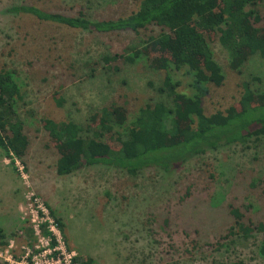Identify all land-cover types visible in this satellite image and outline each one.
<instances>
[{
  "label": "rangeland",
  "instance_id": "374dc122",
  "mask_svg": "<svg viewBox=\"0 0 264 264\" xmlns=\"http://www.w3.org/2000/svg\"><path fill=\"white\" fill-rule=\"evenodd\" d=\"M137 3L0 0V66L15 71L22 94L16 109L29 140L22 160H11L0 149V226L9 238L0 260L6 264H31L43 249L33 231L30 194L63 224L55 246L93 264H264L258 254L264 233L246 240L228 233L233 224L229 204L264 222V135L209 149L169 171L147 167L129 174L94 165L65 176L56 173L58 152L43 120L73 121L86 136L92 133L88 130L94 114L111 103L127 115L123 124H113V131L129 126L146 103L171 104L155 89L164 71L151 67L145 56L134 63L103 61L104 56L143 46L159 29L89 32L10 8L26 4L68 15L83 9L88 18L98 20L127 15ZM261 10L264 15V1ZM210 46L224 82L210 86L202 102L205 114L226 110L246 89L256 95L264 92V60L258 53L233 66L217 37ZM180 91L189 93L185 81ZM226 234L225 244L216 248L215 242Z\"/></svg>",
  "mask_w": 264,
  "mask_h": 264
},
{
  "label": "trees",
  "instance_id": "16d2710c",
  "mask_svg": "<svg viewBox=\"0 0 264 264\" xmlns=\"http://www.w3.org/2000/svg\"><path fill=\"white\" fill-rule=\"evenodd\" d=\"M263 1L138 0L136 9L129 14L98 20L88 18L83 9L76 15H68L26 4L11 7L14 13L30 14L41 21L89 32L139 33L152 26L159 29L158 33L147 36L143 46L104 56L103 61L110 64L120 59L134 63L145 56L151 67L164 71L162 82L155 89L170 98L171 104L146 103L129 126L113 131V124H123L127 115L123 107L111 103L94 114L92 128L88 130L92 133L86 136L82 135L83 128L73 121L43 120L42 127L58 152L56 173L65 176L94 165L121 168L129 174L147 167L169 171L209 149L245 144L252 137L264 135V92L256 95L246 89L235 104L210 114H205L202 105L210 86L219 87L224 82L222 67L214 57L210 41L217 37L233 66L254 53L264 60ZM184 81L189 93L180 91ZM21 98L15 71L0 66V149L11 160H22L29 146L24 123L16 109ZM58 103L61 104L59 100ZM105 135L108 138L104 140ZM48 208L63 232L61 220ZM241 208L228 205L233 219L228 233L245 240L255 232L264 233V222H255ZM41 234L50 235L52 246L56 244L46 224L41 225ZM229 234L220 236L216 248L225 244ZM8 245L9 238L0 226V249ZM258 254L264 258V240L258 245ZM73 261L93 264L79 257ZM0 264L6 262L0 260ZM228 264L245 263L237 260Z\"/></svg>",
  "mask_w": 264,
  "mask_h": 264
},
{
  "label": "built area",
  "instance_id": "2783aa9c",
  "mask_svg": "<svg viewBox=\"0 0 264 264\" xmlns=\"http://www.w3.org/2000/svg\"><path fill=\"white\" fill-rule=\"evenodd\" d=\"M29 200H32L31 213L34 216L32 219L35 224L33 225L34 234L39 237V242H41V247L43 248L31 258V264H76L73 261V258L70 254L66 255L65 251L62 248L57 247L58 243L61 240V232L55 220L48 216L47 209L43 206L38 198L34 197L33 194H30L28 197ZM46 224L48 231L55 238L56 244L52 246L51 237L44 236L41 234V225Z\"/></svg>",
  "mask_w": 264,
  "mask_h": 264
}]
</instances>
